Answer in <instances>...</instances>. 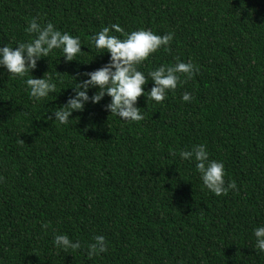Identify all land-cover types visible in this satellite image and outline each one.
Masks as SVG:
<instances>
[{"label": "trees", "instance_id": "trees-1", "mask_svg": "<svg viewBox=\"0 0 264 264\" xmlns=\"http://www.w3.org/2000/svg\"><path fill=\"white\" fill-rule=\"evenodd\" d=\"M33 17L79 36L83 53L37 61L30 75L63 82L41 101L28 95L30 75L0 67V264H264L252 235L264 225V0H0V47L29 40ZM112 24L172 33L138 66L146 76L189 60L195 73L178 74L184 82L161 103L146 99L149 79L136 102L142 121L110 114L105 95L60 125L51 111L75 94L71 76L79 82L108 62L90 37ZM197 144L237 190L203 187L179 157ZM58 234L81 248H55ZM97 235L108 250L89 258Z\"/></svg>", "mask_w": 264, "mask_h": 264}, {"label": "clouds", "instance_id": "clouds-1", "mask_svg": "<svg viewBox=\"0 0 264 264\" xmlns=\"http://www.w3.org/2000/svg\"><path fill=\"white\" fill-rule=\"evenodd\" d=\"M25 31L30 39L25 42H17L13 45L4 44L0 47V67H3L13 78L23 79L35 69L37 61L42 57H48L54 50H60L65 62L78 61L77 57L83 53L84 45L79 36H73L68 32L58 30L53 23L41 24L36 17L27 22ZM120 35H113L112 33ZM173 40L172 33L157 35L148 29H137L125 32L118 24L105 26L90 37V43L97 50V54L108 53L106 64L97 70L83 73L86 79L77 81L76 76H71V86L75 93L63 106L52 110L54 120L60 125H67L69 117L74 111H83L84 105L91 101L97 104L107 95L110 102L104 105L105 110L113 116L125 122H139L144 119L141 108L136 106L137 98L145 96L144 86L150 79L153 86L147 91L146 99L161 103L167 99L169 92L174 91L184 81L180 75L184 74L185 81L191 79L196 71V66L191 60L177 62L171 66L161 65L147 73V76L138 69L148 57L159 49H167ZM8 76V77H9ZM24 79L28 95L35 101H41L49 97L50 93H56L58 81L53 75L41 78ZM69 88V87H67ZM90 88L96 89L91 96ZM66 89V88H64ZM192 94L185 92L181 96L183 102H190ZM175 155V153H173ZM182 161L195 164V169L204 188L216 196L227 195L230 190H237L235 181H225L226 171L222 161L210 159V154L205 145H194L191 150H183L179 153ZM3 178L0 177V180ZM47 224L41 228L46 229ZM255 238V252L264 253V225L253 229ZM55 248L64 251H76L81 248L80 241H72L67 234H58L53 238ZM108 250V243L104 236L93 237V242L87 245L89 258L99 256Z\"/></svg>", "mask_w": 264, "mask_h": 264}]
</instances>
